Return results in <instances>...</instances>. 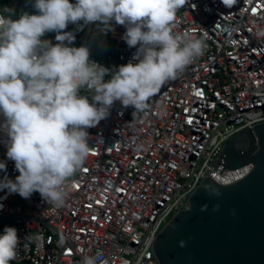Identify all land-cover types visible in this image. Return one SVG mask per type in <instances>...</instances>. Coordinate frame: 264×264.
I'll use <instances>...</instances> for the list:
<instances>
[{"label": "built area", "instance_id": "built-area-1", "mask_svg": "<svg viewBox=\"0 0 264 264\" xmlns=\"http://www.w3.org/2000/svg\"><path fill=\"white\" fill-rule=\"evenodd\" d=\"M12 2L29 7L34 0ZM173 30L204 37V54L143 111L116 101L107 118L87 129L90 153L68 181L63 206L47 203L39 192L23 198L0 190V233L12 226L20 237L11 264H82L97 252L99 264H160L155 238L188 207L205 177L230 185L252 169L249 163L221 173L211 164L233 136L264 122V36L258 35L264 0H187ZM64 31L75 35L65 44L87 45V31L83 37L72 27ZM125 31L113 22L103 34L106 59L89 57L109 69L106 81L121 65L136 62ZM82 94L91 102L92 93ZM6 152L0 134V161L6 162L0 178L14 180L19 172Z\"/></svg>", "mask_w": 264, "mask_h": 264}, {"label": "clouds", "instance_id": "clouds-1", "mask_svg": "<svg viewBox=\"0 0 264 264\" xmlns=\"http://www.w3.org/2000/svg\"><path fill=\"white\" fill-rule=\"evenodd\" d=\"M186 2L34 0V14L15 19L0 15V134L6 156L19 172L14 180L0 178V190L23 198L39 192L47 203L64 205L66 185L90 153L87 129L107 118L116 101L143 111L163 85L204 54V37L173 30ZM81 21L98 23L106 31L113 22L123 25L122 38L137 49L136 62L121 65L106 81L109 69L89 59L87 46H69L75 35L64 30ZM49 32L56 33L59 43L42 39ZM82 90L92 93L91 102ZM5 168L6 162L0 161V170ZM204 187L220 195L213 185ZM19 243L17 229L5 226L0 264L17 258ZM101 258V252L86 255L82 264H99Z\"/></svg>", "mask_w": 264, "mask_h": 264}, {"label": "water", "instance_id": "water-1", "mask_svg": "<svg viewBox=\"0 0 264 264\" xmlns=\"http://www.w3.org/2000/svg\"><path fill=\"white\" fill-rule=\"evenodd\" d=\"M249 163L252 169L230 185L205 177L155 238L160 264H264V122L233 136L211 165L222 173Z\"/></svg>", "mask_w": 264, "mask_h": 264}, {"label": "trees", "instance_id": "trees-1", "mask_svg": "<svg viewBox=\"0 0 264 264\" xmlns=\"http://www.w3.org/2000/svg\"><path fill=\"white\" fill-rule=\"evenodd\" d=\"M74 3L75 0H72ZM0 12L4 13L5 16H11V18L15 19L18 18L19 15L27 12L29 14H34L37 12V10L32 7H24L23 3L21 2L17 8L13 6L12 0H0ZM94 24V23H93ZM88 24H84L83 21H81L79 24H70L67 27H72L78 37H83L87 30ZM56 33L55 32H49L46 33L42 39L50 40L53 44H56L58 41L56 40Z\"/></svg>", "mask_w": 264, "mask_h": 264}, {"label": "rangeland", "instance_id": "rangeland-1", "mask_svg": "<svg viewBox=\"0 0 264 264\" xmlns=\"http://www.w3.org/2000/svg\"><path fill=\"white\" fill-rule=\"evenodd\" d=\"M105 30L101 28L98 23H92V27L89 33V39L87 41V47L90 51V57L104 61L107 57V53H110L109 44H105L102 40ZM114 46V45H113Z\"/></svg>", "mask_w": 264, "mask_h": 264}, {"label": "crops", "instance_id": "crops-1", "mask_svg": "<svg viewBox=\"0 0 264 264\" xmlns=\"http://www.w3.org/2000/svg\"><path fill=\"white\" fill-rule=\"evenodd\" d=\"M106 31V30H105ZM102 40H103V38H102ZM104 41V40H103ZM105 42V44H107V42L106 41H104Z\"/></svg>", "mask_w": 264, "mask_h": 264}, {"label": "snow or ice", "instance_id": "snow-or-ice-1", "mask_svg": "<svg viewBox=\"0 0 264 264\" xmlns=\"http://www.w3.org/2000/svg\"><path fill=\"white\" fill-rule=\"evenodd\" d=\"M228 2H231V0H228Z\"/></svg>", "mask_w": 264, "mask_h": 264}]
</instances>
